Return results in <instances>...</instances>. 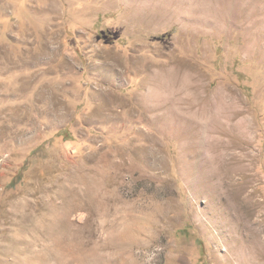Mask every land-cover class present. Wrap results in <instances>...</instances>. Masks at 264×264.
Here are the masks:
<instances>
[{
    "label": "rangeland",
    "instance_id": "1",
    "mask_svg": "<svg viewBox=\"0 0 264 264\" xmlns=\"http://www.w3.org/2000/svg\"><path fill=\"white\" fill-rule=\"evenodd\" d=\"M258 250L264 0H0V264Z\"/></svg>",
    "mask_w": 264,
    "mask_h": 264
},
{
    "label": "bare ground",
    "instance_id": "2",
    "mask_svg": "<svg viewBox=\"0 0 264 264\" xmlns=\"http://www.w3.org/2000/svg\"><path fill=\"white\" fill-rule=\"evenodd\" d=\"M258 248V247H257ZM258 255L257 256H259V258L262 260V261H264V251H262V250H258ZM256 256V257H257Z\"/></svg>",
    "mask_w": 264,
    "mask_h": 264
}]
</instances>
